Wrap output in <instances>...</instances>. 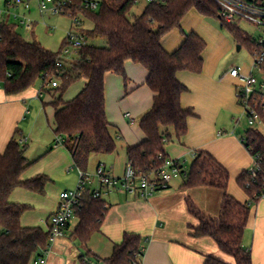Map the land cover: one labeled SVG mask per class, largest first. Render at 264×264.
<instances>
[{
	"label": "trees",
	"instance_id": "1",
	"mask_svg": "<svg viewBox=\"0 0 264 264\" xmlns=\"http://www.w3.org/2000/svg\"><path fill=\"white\" fill-rule=\"evenodd\" d=\"M98 12H85L93 23L87 32L88 40L104 39L106 47L93 44L76 51L74 63L59 67V54L44 49L37 42L26 41L17 25H0V86L7 96H18L41 82V92L49 91L53 82L61 84L53 91L59 98L53 104L55 133L65 139L76 166L85 170L92 154L111 155L117 152V143L111 133L106 114L105 75L113 73L127 83L125 64L132 61L149 72L147 85L156 94L154 105L140 121L146 140L127 150L129 164L138 175L150 174L160 169L168 160L166 147L188 133V119L192 109L182 107L181 100L188 89L177 79L180 72L201 74L206 42L197 34L184 35L183 45L169 53L162 39L171 31L181 29V24L191 10L205 17L217 18L222 27L230 31L241 48L250 51L253 43L237 25L225 23L220 8L211 0H168L165 4L151 3L134 21L130 14L135 0H101ZM86 79V88L72 101L63 102V95L80 79ZM15 137L4 154H0V264H31L44 256L50 246V233L41 228H25L21 220L31 208L10 202L11 194L18 188L44 195L51 181L47 176L23 180V174L33 165L25 156L26 146ZM244 145L252 156L259 157L260 172L253 181L249 170L241 174L239 186L246 192L249 202H238L228 193V172L206 153L198 154L183 182V188L212 187L223 191L218 217L204 214L187 198L191 216L198 220L190 226V236L211 238L219 249L234 258L235 264H253L250 250L243 246V238L251 215V205L264 195V135L250 129L243 137ZM108 212L107 202L94 199L86 190L76 217L79 224L72 238L90 254L88 245L102 229ZM145 247L138 234L125 233L105 264H143ZM205 264H227L208 256Z\"/></svg>",
	"mask_w": 264,
	"mask_h": 264
},
{
	"label": "crops",
	"instance_id": "2",
	"mask_svg": "<svg viewBox=\"0 0 264 264\" xmlns=\"http://www.w3.org/2000/svg\"><path fill=\"white\" fill-rule=\"evenodd\" d=\"M182 24L181 29L171 31L162 39L165 51L172 53L183 45ZM205 56L206 50L201 74L180 72L177 75L179 82L188 89L182 97V107L192 109L193 116L188 119L187 135L168 144L166 153L168 160L191 161V165L196 159L194 153L210 155L230 176L228 193L245 204L250 200L239 186L238 179L252 167L253 157L243 144V137L237 135L228 119L238 111L239 103L233 90L237 79L230 75V71L222 75L213 70ZM125 69L127 83L116 74L109 72L105 75L106 114L117 143V152L111 155L92 154L88 162H95L96 168L105 165L117 178L124 176L129 165L128 148L139 146L146 140L140 121L151 110L156 97L147 85L149 72L144 67L127 61ZM86 85V79L78 80L63 95V102L74 100ZM43 94L46 98L39 103ZM57 98L48 91L39 93L35 88L18 96H7L0 86V154L6 152L17 134L19 142L26 140L23 144L26 146L25 156L33 163L22 179L47 176L51 180L44 195L18 188L11 194L10 202L31 208L21 220L23 227L41 228L45 232L49 230V219L59 210V195L74 190L79 183L80 168L69 150L65 145L56 147V109L53 104ZM30 124L38 126L42 135L39 142L41 158L34 159L28 154L36 146L34 131L28 129ZM89 168L87 165L84 171L90 172ZM184 179L186 177L180 183H171L168 190L155 194L147 201L120 192L104 196L102 199L107 202L108 212L101 231L93 236L88 245L90 254L87 255L79 242L72 238L79 224L76 217V223H70L66 236L52 244L46 254L47 264L104 261L111 257L125 233L138 234L143 238V264H205L208 256L235 264L234 258L223 253L213 239L194 238L189 233V227L197 226L199 222L190 215L187 198L204 214L216 218L220 214L223 191L206 186L185 189ZM243 246L250 250L253 264H264V195L251 205Z\"/></svg>",
	"mask_w": 264,
	"mask_h": 264
},
{
	"label": "built area",
	"instance_id": "3",
	"mask_svg": "<svg viewBox=\"0 0 264 264\" xmlns=\"http://www.w3.org/2000/svg\"><path fill=\"white\" fill-rule=\"evenodd\" d=\"M146 1L149 4H165L168 0ZM211 1L220 8V17L225 23L238 26L241 22H247L260 31L258 38L247 37L253 43L249 73H244L241 68L230 71V75L240 83L239 89H236L237 101L250 127L257 129L258 126H264V0ZM136 3L137 0H135ZM99 5L100 2L93 0H2L0 1V25L14 24L26 31H34L39 24L33 17L34 10L42 19L45 16L71 18L74 28L67 34L57 63L59 67H62L72 53L75 54L77 50L89 44L88 31L83 27L84 13L98 12ZM255 72L260 76L258 77ZM244 141L245 139L242 138L243 144ZM64 142L63 137L57 136L56 147L63 146ZM24 143L26 140L20 141L21 145ZM193 156L197 158L198 154L194 153ZM252 157L253 165L249 169V175L255 181L261 169L259 157ZM78 173L79 183L76 189L64 191L59 195V210L49 219L48 232L51 236V246L55 241L66 236L70 222L76 218L77 210L81 207L86 190H91L94 199H102L114 192H120L147 201L155 194L168 190L174 179L185 178L188 175L185 161L180 160H167L160 169L144 175H138L129 164L121 178L112 176L103 164L99 165L94 176L81 169H78ZM31 264H47L46 255L34 258ZM92 264L105 263L97 261Z\"/></svg>",
	"mask_w": 264,
	"mask_h": 264
},
{
	"label": "rangeland",
	"instance_id": "4",
	"mask_svg": "<svg viewBox=\"0 0 264 264\" xmlns=\"http://www.w3.org/2000/svg\"><path fill=\"white\" fill-rule=\"evenodd\" d=\"M96 2H101V0H93ZM146 0H137V3L132 9L130 14V20L134 21L136 18L140 17L145 8L148 6ZM101 8V3L99 9ZM33 17L39 22L34 31H26L22 28L18 30V33L26 40L30 42L39 43L44 49L52 52L53 54L61 53L63 49L64 41L67 37L68 32L72 31L74 28V23L69 17H56V16H45L44 19L35 12ZM45 22V24H43ZM84 29L87 31L93 30L94 26L91 21L83 17ZM239 29L244 33L246 37L258 38L260 36V31H258L253 25L247 22H241L238 25ZM182 30L186 33H195L202 36L203 40L207 44L206 49V60L210 67L214 70H217L220 74H225L226 72L231 71L233 68H241L244 73H249L251 65V51L243 47L238 51V42L230 31L222 27V22L217 18L205 17L199 15L194 10H191L186 17L184 18L182 24ZM180 33V32H179ZM90 44H93L98 47H106L107 42L104 39H93L89 40ZM76 54L72 53L66 60L67 66H70L74 63ZM257 76L260 75L255 72ZM61 83L59 81L53 82L52 86L49 87V93L53 94V97L59 95L53 90L56 89ZM239 81L236 80L233 83V90L236 97V89H239ZM37 92H41V82L37 83L34 87ZM46 98V95L43 94L42 98L38 101L39 103ZM58 99V98H57ZM237 100V98H236ZM238 104V102H237ZM238 106V111L232 116H229V123L233 130H236V133L239 137H244L246 132L253 127H250L248 124V119L244 115L241 106ZM225 121V120H224ZM30 131H34V137L36 138V146L33 147L32 153L30 156H33L34 159L41 158V147L39 145L40 139L42 138L41 133L39 132L38 126L34 124L28 125ZM257 129L264 135V126H258ZM28 150V148H27ZM31 152V151H30ZM90 166L88 174L94 176L96 173L95 162L88 163ZM186 172L188 173L191 168V161H186ZM96 168V169H95ZM94 170V172H93ZM183 181V178L174 179L171 183H180ZM77 187V186H76ZM76 189V188H75ZM73 223H76L75 218L72 220ZM71 221V222H72ZM70 222V223H71ZM46 255V254H45ZM47 257V255H46Z\"/></svg>",
	"mask_w": 264,
	"mask_h": 264
},
{
	"label": "water",
	"instance_id": "5",
	"mask_svg": "<svg viewBox=\"0 0 264 264\" xmlns=\"http://www.w3.org/2000/svg\"><path fill=\"white\" fill-rule=\"evenodd\" d=\"M240 50H241V46L239 45V46H238V51H240Z\"/></svg>",
	"mask_w": 264,
	"mask_h": 264
}]
</instances>
